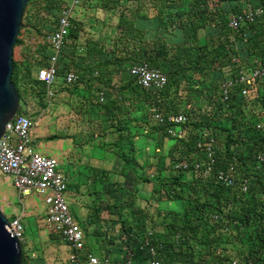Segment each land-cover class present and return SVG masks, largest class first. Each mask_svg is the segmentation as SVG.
Segmentation results:
<instances>
[{"label":"trees","instance_id":"trees-1","mask_svg":"<svg viewBox=\"0 0 264 264\" xmlns=\"http://www.w3.org/2000/svg\"><path fill=\"white\" fill-rule=\"evenodd\" d=\"M84 3H99L105 10L118 12L116 36L87 38L82 43L85 24L73 16L58 74L74 70L80 74L79 81L89 75L101 84L98 91L111 87L109 83L120 74V133L129 130L135 119L125 108L126 100L132 98L133 108L141 114V119L135 121H144L146 112L152 118L155 111L187 112L190 121L183 138L170 136L167 128L171 124H161L153 118L155 130L163 135L161 142L169 136L182 146V150H176L180 157L171 153L173 162H205V149L199 148L198 142L215 140L216 161L211 174L192 171L191 180L186 179L189 171L184 170H175L167 178L157 175L156 198L178 200L182 205L179 211H162L161 232L155 230L157 222L150 211L137 206L132 197L124 202L120 191V237L139 257L145 240L151 239L162 264H231L235 257L247 264H264V160L258 158L264 155V79L249 83L248 96L242 95V86L236 85L224 100L221 90L227 67L236 70L237 64L245 68L264 65V12L237 29L229 26L231 15L250 5L264 9V0ZM66 4V0H29L26 5L14 46L13 81L22 105L32 98L46 108L48 86L38 78V71L48 65L52 48L48 40L29 43V32L48 37L56 29L58 15ZM80 47L86 51L79 54ZM234 58L240 62H234ZM141 63L167 75L164 89L138 84L131 67ZM99 103L106 106L105 102ZM230 164L235 165L241 178L248 179L247 191L242 190L240 181L233 187L218 181L217 173ZM99 214L95 212V219L93 214L91 219L101 223L105 219ZM214 214L220 218H213ZM24 246L25 243L23 264H28Z\"/></svg>","mask_w":264,"mask_h":264},{"label":"crops","instance_id":"crops-1","mask_svg":"<svg viewBox=\"0 0 264 264\" xmlns=\"http://www.w3.org/2000/svg\"><path fill=\"white\" fill-rule=\"evenodd\" d=\"M66 1L68 4L72 0ZM109 84L111 87L108 85L106 87V106H103L98 102V88L101 85L98 80L87 75L81 81L68 84L65 82V73L59 74L53 86L57 99L53 103L52 118L46 121V132L43 137L52 139L54 154L58 153L67 159L70 173L68 175L63 173L70 179L69 188L74 186L78 188L77 193H80L81 187L96 185L103 187L102 195H98L100 192L98 190L85 191L89 195L97 193L99 200L95 203V209L98 208L94 212L100 213L99 216L105 219L99 223L102 227L101 225L95 227L93 231L98 237L100 232H105V235L100 236L102 238V245L98 249L100 253L95 254L88 244L87 251L101 258L119 259L125 256L126 244L125 238L120 237L122 232L118 222L120 191L123 193L124 202L132 197L135 204L141 207L146 206L141 203L142 201L151 203L154 200L164 202L161 206L164 205L165 211H179L182 205L178 200L168 198L158 200L154 193L157 175L167 178L175 174L173 163L170 162L171 167L165 168V159L178 149L177 141L166 136L161 142L162 133H146L145 130L144 133L140 127H135L136 122H139L135 120L141 119L139 112L136 114L132 112L131 116L135 119L130 129L120 133V74H117ZM50 124L52 132L49 129ZM139 150L147 151L146 158L136 157ZM44 154L59 159L55 155ZM152 167L157 171L152 173L150 170ZM186 176L187 180H191L192 171ZM92 214L87 208L84 216L89 223H95L92 220L95 219V213L91 219ZM53 233L56 232L52 231ZM56 236L61 235L56 233ZM61 239L65 244L62 245L64 251L69 256L70 247L62 236ZM24 251L28 264H44L33 256V250L28 243H25Z\"/></svg>","mask_w":264,"mask_h":264},{"label":"built area","instance_id":"built-area-1","mask_svg":"<svg viewBox=\"0 0 264 264\" xmlns=\"http://www.w3.org/2000/svg\"><path fill=\"white\" fill-rule=\"evenodd\" d=\"M80 3L81 0H72L63 6L58 15L56 29L49 35L52 54L48 60V65L41 67L38 71V78L48 86L49 96L54 94L53 86L59 76L60 54L67 42V36L72 26V17ZM263 12L264 9L262 7L250 5L241 12L231 15L229 26L237 29L244 23L254 22ZM233 61L236 63L240 62L238 58H234ZM238 65L236 70L231 67L225 69L227 75L221 82L224 100L229 97L236 85L242 86V95L248 96L250 93L249 83L253 80L264 79V65L250 68L238 67ZM131 73L136 76L138 84L144 88L164 89L168 83V77L162 70L150 67L147 63L132 66ZM79 80L80 74L74 70L69 71L65 75V82L68 84H74ZM106 98L107 91L102 88L98 91V100L99 102H105ZM153 118L158 123L171 124L167 128V133L170 136L174 138L186 136V125L190 121L187 112L179 111L164 114L160 111H155ZM34 124L30 116L19 112L7 124L5 133L0 138V173L12 179V183L18 189L21 199L32 193L44 195L45 203L49 207V222L55 232L60 233L70 247L68 256L70 264H162L158 249L149 238L145 240L142 246V248L144 247V252L141 257L136 255L127 244L124 247L125 256L119 259L101 258L87 251L85 230L73 215L67 199L68 177L60 170L59 159L36 150L35 145L31 144V133ZM258 127H263V124H258ZM214 142V138L209 141L198 142V147L205 149L207 156L205 162L199 159L193 162L187 159H180L173 162V169L177 171H195L205 175L211 174L216 161L213 148ZM258 158L263 161L264 155L260 154ZM217 179L230 187L235 186L240 181L242 190L247 191L248 189V179L239 176L234 164H230L226 169L220 170L217 173ZM25 213L26 211L23 209L22 213L11 219L9 224L22 243H24L25 232L22 218ZM213 218L218 219L220 215L214 214ZM149 235H153L152 230ZM231 264L247 263L235 257L232 259Z\"/></svg>","mask_w":264,"mask_h":264},{"label":"rangeland","instance_id":"rangeland-1","mask_svg":"<svg viewBox=\"0 0 264 264\" xmlns=\"http://www.w3.org/2000/svg\"><path fill=\"white\" fill-rule=\"evenodd\" d=\"M118 15V12L115 14V12L113 13L109 10L103 9L99 3L91 5L89 3H84V0H81L80 5L76 9V13L74 14L76 18L82 19L85 24L81 42L85 43L87 38L96 40L102 39L104 37L114 39L117 30L116 23L119 19ZM46 21L52 22L51 20H49V18H47ZM25 32L28 33V30H25ZM29 33L31 37L28 41L29 43L33 42V44H36V42L38 41H49V36L46 37L44 35H37L34 32ZM85 51V48L80 47L78 53L81 54ZM18 56L19 50H17V57ZM129 95L130 94H128L127 92L125 93V96L129 97ZM182 95L185 97L186 92H184ZM56 99L57 97L55 93L52 96H49L47 92V95L44 98V104L46 106V108H44V111L43 107L39 103L30 98L28 103H24L22 105L19 113L30 116L35 123L33 127L35 131H32L31 133V144L35 145L36 150L42 153L44 152L57 156L60 160V169L62 170V172L68 175L70 171L68 169L67 159L60 156L58 153L54 154L52 139L43 137L46 132V121L47 119L51 120L52 118L53 103L56 101ZM132 99L126 100L125 108L127 112H135L136 114L139 110H136V107L133 108L134 104H132ZM144 117L145 120L136 122L139 126L136 125L135 127H140L141 131L144 132L145 130L147 131L146 133H156L157 131L154 128L156 122L153 120L152 115L149 112H146L144 114ZM49 129L50 132H52L51 124L49 125ZM50 134L53 133H49V135ZM177 150L178 152L179 150H182V146L178 145ZM142 152L143 154H141ZM178 152L174 151L176 157H180V154ZM137 156H140L144 159L147 156V151L139 150L136 154V157ZM170 162L173 163L172 156H168L165 159V168L168 169L169 167H171ZM155 169L156 168L152 167L150 170L152 173H154L157 171ZM68 182H70L69 178ZM102 188L103 187L97 185L81 187V192L77 193L76 190L78 188L71 186L67 192V199L70 204V209L75 218L83 226L85 230V241L87 242L89 248L95 252V254H98V252L100 253V250L98 249L102 245V238L100 237L101 235L99 237L94 235L93 231L95 230V227H99L101 224H99V222H87L84 214L87 208L90 209V213H95V203H97L99 200L98 195L104 194ZM88 189H90L92 192H95L97 190L98 192H100L98 195L97 193L89 195L88 192L85 193V191H87ZM103 196L104 198L106 197L105 195ZM141 203H143V205H146L145 207L147 209H150V213L154 216L157 222L155 230L161 232L163 230V227L159 220H161V217L163 216L162 211H165L163 210L164 205L161 206L164 202L160 203L159 201L157 202L156 200H154L151 203L146 201H142ZM0 209L5 212L10 220L15 216L20 215L23 209L26 211V214L22 218L23 224L25 226L23 241L25 243H28V246L32 248L34 257L44 262V264H70L67 257L68 255L65 253L62 246L64 242L61 239V236L58 237L56 236V234H52V231L55 230L52 224L49 222V207L45 203L44 195L32 193L31 195L22 197L21 199L18 189L12 183V179L9 176L0 173ZM56 233L60 235V233Z\"/></svg>","mask_w":264,"mask_h":264},{"label":"water","instance_id":"water-1","mask_svg":"<svg viewBox=\"0 0 264 264\" xmlns=\"http://www.w3.org/2000/svg\"><path fill=\"white\" fill-rule=\"evenodd\" d=\"M28 1L0 0V138L22 108L13 81L14 46ZM9 224L10 219L0 209V264H23V243Z\"/></svg>","mask_w":264,"mask_h":264}]
</instances>
